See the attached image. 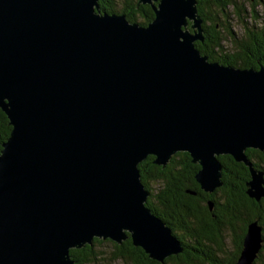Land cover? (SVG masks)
Returning a JSON list of instances; mask_svg holds the SVG:
<instances>
[{
	"label": "water",
	"instance_id": "95a60500",
	"mask_svg": "<svg viewBox=\"0 0 264 264\" xmlns=\"http://www.w3.org/2000/svg\"><path fill=\"white\" fill-rule=\"evenodd\" d=\"M196 2L138 0L154 13L142 24L98 0H0V264H73L69 249L94 237L130 238L159 262L181 252L145 204L149 154L164 166L188 152L210 192L229 154L249 169L246 193L264 196L245 152L264 150V65L208 60ZM261 230L247 224L235 264L253 263Z\"/></svg>",
	"mask_w": 264,
	"mask_h": 264
},
{
	"label": "trees",
	"instance_id": "16d2710c",
	"mask_svg": "<svg viewBox=\"0 0 264 264\" xmlns=\"http://www.w3.org/2000/svg\"><path fill=\"white\" fill-rule=\"evenodd\" d=\"M137 1L98 0V5L101 11L124 13L127 19L145 24L154 16L152 7L148 3L136 5ZM229 3H235V11L241 14L243 7L238 5L237 0H197V12L202 17L203 39L196 40L195 46L210 61L240 68L264 65V29L246 25L241 35L234 36L228 29L230 20L226 19L228 17L226 6ZM227 34L232 44L230 47H226L223 42L228 38ZM9 131L7 116L0 108V148ZM245 152L250 159L264 155V152L262 154L261 151L252 148H247ZM254 152H256L255 155H253ZM219 158L224 164L222 171L225 173L222 179L225 182L223 196L215 198V203L222 212V216L225 215L228 226L231 225L233 228L235 224L241 226L239 235L233 233L232 252H226L223 236L213 233L217 229L209 227L208 215H206L208 198H202L203 192L194 177L198 165L192 163L188 152L176 151L170 156L165 166L154 163L153 155L149 154L138 163V167L141 181L149 191L145 204L171 227L172 233L181 241L183 250L159 262L149 258L140 246L133 245L130 238L121 243L105 239L112 243L113 255L124 258L132 264H168L169 262L235 264L242 248L247 223L252 219H258L260 222L264 220V204L253 203V199L245 192L248 170L244 163L234 160L229 154H221ZM209 197L212 199V194ZM235 230L239 231L237 228ZM103 240L94 237L91 244L86 243L79 248H70L73 264H84L95 260L97 258L95 244ZM262 243L261 247L264 248V242ZM263 252H258L255 264L263 256Z\"/></svg>",
	"mask_w": 264,
	"mask_h": 264
},
{
	"label": "rangeland",
	"instance_id": "374dc122",
	"mask_svg": "<svg viewBox=\"0 0 264 264\" xmlns=\"http://www.w3.org/2000/svg\"><path fill=\"white\" fill-rule=\"evenodd\" d=\"M238 5H241L243 9L240 11L241 14H237L235 11V3H229L226 6L227 21L230 20L228 29L234 34V36L241 35L246 25H254L256 28L264 29V0H237ZM228 38L224 39V45L230 47L231 40L230 36L227 34ZM222 232L225 229L221 230ZM224 234V246L226 252H229L233 246L229 242V236L227 233ZM102 239V238H101ZM108 239V238H106ZM95 250L97 251V258L93 261L84 264H132L130 261L124 258H117L113 255V245L110 241L103 240L101 243L95 244ZM262 257L257 261V264H264V252ZM168 264H174L169 262Z\"/></svg>",
	"mask_w": 264,
	"mask_h": 264
},
{
	"label": "flooded vegetation",
	"instance_id": "af4514ba",
	"mask_svg": "<svg viewBox=\"0 0 264 264\" xmlns=\"http://www.w3.org/2000/svg\"><path fill=\"white\" fill-rule=\"evenodd\" d=\"M249 148H252V147H249ZM247 149V148H246ZM245 149V150H246ZM252 149H257V150H259V151H261L262 152V154H263V152H264V150H260V149H258V148H252ZM255 153L256 152H254L253 153V155H255ZM247 154V153H246ZM221 155V154H220ZM247 156H248V154H247ZM218 158H219V155H218ZM249 158V157H248ZM251 159H253V160H251ZM249 158V160L252 162V164H253V166L254 167H256V168H258V169H261V170H263L264 171V155H262V156H259V157H257L256 156V158L254 157V158ZM219 160L221 161V159L219 158ZM256 161H259V162H256ZM167 163V162H166ZM192 163H194V164H197L198 166H197V168L199 167V164L198 163H195V162H192ZM166 165V164H165ZM164 165V166H165ZM221 165H222V169H221V180H222V184L221 185H219V186H217L213 191H206V190H203V189H201L202 190V192H203V194H202V198H208L207 199V202L208 201H212L213 202V205H212V207L210 208L209 207V205H208V211H207V214L206 215H208L207 216V219H208V224H209V227L211 228H215V229H217V231L216 232H213V233H215V234H218V236H223V239H225L224 238V234L223 233H227V235L229 236V242L232 244V238H233V233L235 232V234H237V235H239L240 233H238V232H241V226H238L237 224H235V228H233V227H231V225L230 226H228L226 223V219H225V215L224 216H222V212L217 208V206H216V203H215V198H219V197H221V196H223V188H224V180L222 179L223 178V175H224V171H222L223 170V167H224V164L222 163V161H221ZM244 166L247 168V170H248V178L245 180V188H246V181L250 178V172H249V169H248V167L244 164ZM232 172V171H231ZM195 174V173H194ZM230 174V173H229ZM233 176H236V175H233ZM246 190V189H245ZM246 192V191H245ZM195 193V192H194ZM212 194V199H209L210 197V195ZM247 194V193H246ZM248 195V194H247ZM249 196V195H248ZM250 197V196H249ZM200 198V196L198 197V199ZM250 198H252L253 199V203L254 202H259V203H263L264 204V196H261L259 199H255V198H253V197H250ZM236 218V217H235ZM253 220H256L260 225H261V228H262V236H263V238H264V220L263 221H259L258 219H252V220H250V221H253ZM250 221H248V223L250 222ZM239 222V215H238V218H237V223ZM247 223V224H248ZM238 229L239 231H236L235 229ZM247 228V227H246ZM222 229H225V231L224 232H222L221 230ZM245 233V232H244ZM264 242V241H263ZM262 245H263V243H262ZM233 249V248H232ZM263 250H264V248H260L259 249V253L262 251L263 252ZM230 252H232V250H230ZM257 256H258V253H257V255H256V257H255V259L257 260ZM255 259L253 260V263L252 264H255Z\"/></svg>",
	"mask_w": 264,
	"mask_h": 264
}]
</instances>
